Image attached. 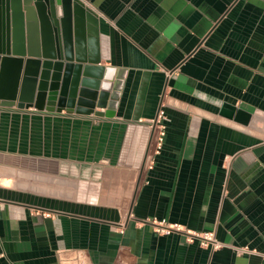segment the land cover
<instances>
[{
    "label": "crops",
    "instance_id": "obj_1",
    "mask_svg": "<svg viewBox=\"0 0 264 264\" xmlns=\"http://www.w3.org/2000/svg\"><path fill=\"white\" fill-rule=\"evenodd\" d=\"M78 1L72 40L120 93L0 106V264H264V0Z\"/></svg>",
    "mask_w": 264,
    "mask_h": 264
},
{
    "label": "water",
    "instance_id": "obj_2",
    "mask_svg": "<svg viewBox=\"0 0 264 264\" xmlns=\"http://www.w3.org/2000/svg\"><path fill=\"white\" fill-rule=\"evenodd\" d=\"M86 14L94 19L78 0H0V106L96 115H105L96 108L115 109L121 86L113 69L82 58L72 40L73 22L78 33Z\"/></svg>",
    "mask_w": 264,
    "mask_h": 264
},
{
    "label": "built area",
    "instance_id": "obj_3",
    "mask_svg": "<svg viewBox=\"0 0 264 264\" xmlns=\"http://www.w3.org/2000/svg\"><path fill=\"white\" fill-rule=\"evenodd\" d=\"M163 119H164V112L163 109H161L159 111L157 119L154 121V124L159 126V130H160L157 140V145H158L157 148H160L163 142V136H164ZM154 226H155L154 227L155 232L159 234H168L173 231L183 233L186 242H193L194 240H197L200 246L210 247L212 250L219 249L223 246V243L216 238L214 230L195 232V231L187 230L177 223L168 224L165 223L164 221L155 222ZM236 249H237L236 250L237 253H241L243 251H249L247 250L246 247H238Z\"/></svg>",
    "mask_w": 264,
    "mask_h": 264
}]
</instances>
